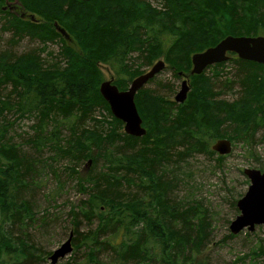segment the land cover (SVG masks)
Wrapping results in <instances>:
<instances>
[{
  "label": "trees",
  "instance_id": "16d2710c",
  "mask_svg": "<svg viewBox=\"0 0 264 264\" xmlns=\"http://www.w3.org/2000/svg\"><path fill=\"white\" fill-rule=\"evenodd\" d=\"M24 1L36 4L44 13L65 14L77 29L85 56L81 58L74 48L61 44L66 40L55 27L44 29L14 16L3 17L0 8L5 25L0 34H9L1 39L5 43L0 47V264L44 263L50 252L40 242L55 230L61 212L65 213L66 232H72L71 245L84 247L85 264H209L203 251L214 243V213L200 197H192L190 161L207 156L201 163L211 164L207 170L213 175L221 174L231 151L220 155L211 146L226 136L231 147L239 142L246 160L258 162L254 168L264 172V162L254 148L255 134L264 128V108L241 119L234 115L243 102L248 69L256 63L231 53L227 61L208 66L212 75L206 71L196 75L189 74L190 55L226 35H246L247 20L255 25L264 21V0H155L160 5L156 10L130 14L112 13V0H56L55 5ZM138 1L148 5L146 0ZM108 15L118 20L107 21ZM54 22L70 39L68 23L57 16L53 26ZM33 26L39 31H33ZM41 31L60 43L58 55L43 47L42 36L36 38ZM23 40L39 42L22 53L14 51ZM187 42L190 46L185 53ZM157 56L169 64L166 70L174 79H180V72L188 75L191 86L207 75L210 79H205L204 90L193 101L191 91L182 103L142 87L134 103L146 132L141 137L128 135L121 121L111 115L97 84L83 74H97L99 81L98 64L108 63L117 73L113 83L124 90L132 79L120 75L126 63L135 57L138 64L149 65ZM155 77L147 83L174 92L173 84ZM238 84L239 96L217 99L220 90L224 96L233 93ZM151 91L155 94H148ZM145 92L161 99L157 122L172 123L175 129L185 124L178 135L153 132L140 109L142 98L153 103L154 97L146 98ZM240 97V103H230ZM102 108L108 109L109 121L100 117ZM229 115L234 120H224ZM21 119L30 121L25 129L18 123ZM13 124L15 131H11ZM228 125L237 134L228 133ZM10 131L14 138L8 136ZM84 161L87 172L80 169ZM72 185L81 194L75 202L68 198ZM183 185L187 187L179 195ZM235 205L234 200V215ZM262 248L259 242L245 255L250 264L264 257Z\"/></svg>",
  "mask_w": 264,
  "mask_h": 264
},
{
  "label": "rangeland",
  "instance_id": "374dc122",
  "mask_svg": "<svg viewBox=\"0 0 264 264\" xmlns=\"http://www.w3.org/2000/svg\"><path fill=\"white\" fill-rule=\"evenodd\" d=\"M41 1L45 4L47 2H50L53 5L56 4L55 3L56 0H48V1L41 0ZM146 1H148L146 2L148 3V5L143 6L141 5V2L138 0H112L111 4H113V6H111L110 10L112 13H114L115 11H116L115 13H117L120 10L124 14H130L134 12L146 11L148 8H151L152 10H156L160 6L158 2L155 0H146ZM18 3L20 5L21 11L18 9L12 8L11 6H7L4 4L3 1H1L0 8L3 6V9H4L3 13H5L3 17L8 18V16L9 17L14 16L18 18L19 20H21L22 22H25V24L26 22H30V21L34 22L36 25L40 24L41 27L44 29L48 27H51V28L54 27L52 25V22H53V18L56 16L62 19L64 23L69 22L65 19V16H64L65 14L63 13L59 15L54 12L44 13L43 11L44 9L42 10L41 8H39V6L36 7V4L34 3H30V4H34V5H30L26 3L24 0H18ZM248 7H250L249 4H248ZM13 10H17V12L15 13ZM22 11L25 12L26 14L24 18L20 17V14L22 13ZM3 17L0 18V33H1V29H3V26L5 27L4 23L1 21L3 20ZM105 19L107 21H112L113 17L108 15V17H106ZM113 20L117 21L118 19L114 18ZM247 21L248 22L245 27L247 30L246 35H252V36L263 35L264 36V21L261 23H258L257 25H255V23L251 22L250 20H247ZM68 27L70 30L69 33H70L71 38L68 41L64 42L63 40L65 39L59 34L63 40L62 39H58V40L63 41V42H60L61 44L65 43L68 47L72 49L74 48L76 55L83 58L85 55L79 46L81 45V42L79 40L78 34H76L77 29L74 27V25H71L70 23H68ZM32 28H34L33 31H39L38 30L39 27L33 26ZM41 36L43 37L41 39L45 43L43 47H46L47 48L46 50L50 51L53 55H58V53L60 52L61 46L59 42L54 41L55 40L54 38L52 39V34H47L46 32L41 31L37 33L36 38L38 37L40 38ZM8 37H9V34L7 32H3L2 34H0V47H3V44L5 43L4 41L2 42L1 39H6ZM50 40L52 41L49 42ZM25 41L26 40L20 41L19 46L13 50L19 53H22L26 49H28L26 47H31V46L35 47L37 43L39 42V41L37 42V41L31 40L32 42L27 44ZM184 46L186 50L184 52L186 53L188 51L187 49L190 46V42H187ZM134 59L135 57H132L129 60V63L128 62L126 63V68L125 70H123L124 74L121 71H120L121 73L119 72L121 76L127 74V75H130V77L133 79L139 74L147 71L151 67V65L155 63L156 61L163 60L162 57L157 56L152 61V64L146 65L144 63L138 64L137 63L138 61H135ZM163 62H164L165 68L159 73H157L155 78L156 80H162V82H169V84L170 83L173 84L174 92L169 93L168 90L165 91V90H162L161 88H157V86L153 82L147 83L144 86V88L154 90L157 95H162V96L171 95L169 96L168 99H171L172 101H174L173 97L175 96V94L180 88L181 78L180 79L172 78L170 71L166 70L168 69L169 64L166 63L164 60ZM24 63L25 62H23L22 64ZM137 65H139V68H136ZM0 68L3 69V53L0 54ZM98 68H99L100 77H101L99 81L97 80V76H96L97 74H94L95 75L94 77L92 76V74H90V72H87V71L84 72L85 74H83L84 76H87L89 80H91V83L93 85L97 84L96 85L97 90L102 81L111 79L113 83V80L116 78V75H117V73L113 70V68L108 63L99 62ZM190 68H191V64H190ZM204 71H206L205 73L209 75H212L213 73L212 70L206 69ZM219 72L222 73L219 77H222L225 73V69L220 70ZM47 76L48 75H46V77ZM207 76L203 77L202 79H197L195 82H193V86H191V83L188 80L189 89H188L185 100L187 99L191 91L193 93L191 97L193 101L194 100L193 97L200 93V89L204 90L205 83H206L205 79H210L209 78L210 76L209 77ZM247 78L248 80L245 83V88L243 92L240 88V85L238 84L239 87L234 86L235 91L233 93L227 92L224 96H222V93H221L222 91L220 90L221 94L219 93V95L216 96L218 97L217 98L218 100H220L222 97L223 98L225 97L224 99L227 98L231 100L239 96L240 93L242 92V96H241L243 99L242 103H240L242 100L241 97L236 101L230 102V103H237V104L240 103L238 104V106L235 108V111H234L235 112L234 115H239L240 119L243 118L244 116H247L248 114H252L260 110L261 108H264V65L262 64L257 65V63L256 65H252L248 69ZM219 81H220V78L217 82ZM149 93L155 94L153 91L148 92V94ZM148 94L145 92L142 95L145 96L146 98L154 97L153 98L154 100L151 99L153 103L150 102V99L148 100L144 99L145 100L144 101L142 98L141 101L143 103L140 106V109H141V112H143L144 114L143 117L148 122H150L153 128V132H158L159 130V133L166 132V134L168 133L170 134V136H173V137L178 135L181 132L180 130L182 126L185 124L176 126V129H175L174 127L171 126L172 123L169 125H166V124L162 125V123H165V122L161 121L160 119H158V122H157L156 120L157 114H158L157 112L160 106L159 100L161 99L158 96H149ZM192 101L190 102V104L192 103ZM99 110H100V117L102 119L109 121L110 119L108 117H110L109 116L110 113H108L109 112L108 109L104 110L102 108ZM10 119L12 118L10 117L9 120ZM229 119L234 120L231 115L224 118V120H229ZM18 123H20V125L22 126V129H25L26 126L30 124V121L28 119H21V122H18ZM226 129L228 133L237 134L235 133L233 126L228 125L226 126ZM15 130L16 129L13 124V128L11 131H15ZM122 130H123V127H122ZM11 131L8 133V136L14 138ZM263 133H264V128L261 127L260 130L257 131L254 137L256 140V143H255L256 146L254 148L262 162H264V136H261ZM223 138H227V137L225 136ZM0 142H3V132L0 135ZM244 154H245V148H243V146L239 142H236V144L232 147L230 154L223 161L222 173L219 174V172H216L214 173V175L213 173L207 170L211 168L212 166L211 164L209 167H207L208 166L207 163H201L207 160V156L198 155L195 158V161L194 160L190 161L191 162L190 171L193 172V175L192 177H190L191 180L189 182L190 183L189 188L192 187V193H193L192 197H195V196L200 197L203 200L204 204L206 205L207 209L211 213H214L213 215H211V220H214L213 221L214 226L212 229V236L214 238V243L207 246V248H205L203 251L206 254V258H208L209 264H232L241 257H244L242 261L239 260V262H236L235 264H250L249 257H245V255H248L252 249H255L256 245L259 242H262V246L264 248V224L256 225L252 231L243 229L239 233L235 234V236L232 238L226 237L227 233L230 232L229 231L230 221L234 219V217L238 213L237 211V213L234 215V210L232 209L233 201L235 200V204H236L237 199L244 194L248 186L247 178L245 177L244 174H240L239 169H243L245 167H255L257 166V164L259 165V163L255 162L254 160H246ZM86 161H84V163L81 165V168H80L82 169L83 172H87V169H88L86 165ZM186 187H187L186 185H183L181 187L180 189L181 191L179 195L183 193ZM79 197H81V194L78 193L76 188H74V186L72 185L68 191V198H70L69 200L75 202ZM64 214L65 213L62 214L61 212L59 223L57 224V227L55 228V230L50 231V233L47 236H45L43 240H41L40 242L42 248L49 251L50 253L52 252V250L58 247L68 236L69 230L66 232L67 223L64 222L66 221L65 219L66 217L64 216ZM76 248L77 247L72 246V252L67 254L62 259H60L56 264H85L84 258H83V256L85 255L84 247L79 246L77 249ZM48 256L45 258V262L42 264H50ZM255 263L264 264V257L260 256L256 258Z\"/></svg>",
  "mask_w": 264,
  "mask_h": 264
},
{
  "label": "water",
  "instance_id": "95a60500",
  "mask_svg": "<svg viewBox=\"0 0 264 264\" xmlns=\"http://www.w3.org/2000/svg\"><path fill=\"white\" fill-rule=\"evenodd\" d=\"M53 24L55 30L68 41L69 35L65 29L59 26L57 22ZM228 53L235 54L241 60L264 64V36H224L215 45L191 55L189 74H201L207 66L226 61ZM163 67V60L156 61L147 71L133 78L124 90L118 89L111 79L100 83L98 90L101 97L107 103L111 115L121 121L123 131L126 134L135 137H141L145 134L146 130L142 126L134 97L137 91L159 73ZM179 75H182L181 72ZM188 89V80L184 77L173 98L174 101L177 103L184 102ZM212 150L220 155L228 154L231 151V142L227 138L217 139L212 144ZM89 162L90 160L87 161V163ZM243 174L248 180V186L244 194L236 201L238 213L230 221L229 231L231 234H237L243 229L252 231L256 225L264 224V172L254 167H245ZM71 239L72 232H69L67 238L52 250L48 256L50 264H56L72 252Z\"/></svg>",
  "mask_w": 264,
  "mask_h": 264
},
{
  "label": "flooded vegetation",
  "instance_id": "af4514ba",
  "mask_svg": "<svg viewBox=\"0 0 264 264\" xmlns=\"http://www.w3.org/2000/svg\"><path fill=\"white\" fill-rule=\"evenodd\" d=\"M1 1H3L4 2V4L5 5H7V6H11L12 8H15V9H18V10H20L21 11V9H20V5H19V3H18V0H13V1H11V0H0V2ZM15 13L17 12V10H13ZM1 12L3 13V6L1 7ZM25 13L22 11V13L20 14V17H22V18H24L25 17ZM228 55V58H227V60L231 57V55L228 53L227 54ZM226 60V61H227ZM208 68V66L204 69V70H206ZM190 70V69H189ZM203 70V71H204ZM181 74L182 75H179L180 76V78H181V81H182V79H184V77H186L187 78V80H189V78H188V75L186 74V73H182L181 72ZM223 138V137H222ZM220 139V138H219ZM228 139V138H227ZM216 141V140H215ZM214 141V142H215ZM231 142V141H230ZM211 148H212V146H211Z\"/></svg>",
  "mask_w": 264,
  "mask_h": 264
}]
</instances>
